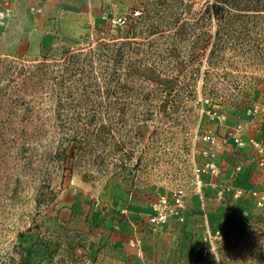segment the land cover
<instances>
[{
	"label": "rangeland",
	"instance_id": "1",
	"mask_svg": "<svg viewBox=\"0 0 264 264\" xmlns=\"http://www.w3.org/2000/svg\"><path fill=\"white\" fill-rule=\"evenodd\" d=\"M261 157L264 0L13 1L0 264H264Z\"/></svg>",
	"mask_w": 264,
	"mask_h": 264
},
{
	"label": "built area",
	"instance_id": "2",
	"mask_svg": "<svg viewBox=\"0 0 264 264\" xmlns=\"http://www.w3.org/2000/svg\"><path fill=\"white\" fill-rule=\"evenodd\" d=\"M14 0H3L4 5L0 8V25L5 22L9 16ZM210 137V136H209ZM251 141L257 146L258 143L251 138ZM260 163H264V157L260 158ZM197 170L199 168H196ZM259 203L264 201V194H258L256 197ZM185 192L181 187L175 188L170 194L159 192L152 203V210L149 213V220L152 223L162 224L169 219L183 220L185 214ZM213 230H207V236L212 238Z\"/></svg>",
	"mask_w": 264,
	"mask_h": 264
}]
</instances>
